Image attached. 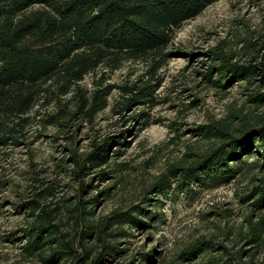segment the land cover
Returning a JSON list of instances; mask_svg holds the SVG:
<instances>
[{"label":"trees","instance_id":"trees-1","mask_svg":"<svg viewBox=\"0 0 264 264\" xmlns=\"http://www.w3.org/2000/svg\"><path fill=\"white\" fill-rule=\"evenodd\" d=\"M218 1L0 0V163L7 149L29 142L37 124L61 131L78 122L95 125L116 90L121 98L115 113L131 111L139 129L147 128L151 122L146 110L158 104L159 70L171 54L176 30ZM245 41L244 59L232 52H216L206 79L214 88L238 84L245 103L259 109L264 107V32ZM126 61L143 63L141 74L125 84L110 81ZM88 76L91 86L83 84ZM132 128L95 136L84 152L70 150L68 159L79 191L75 204L65 211L68 222L61 217L62 209L41 203L53 196L52 187L37 191L20 205L32 217L30 226L11 239L19 243L21 255L42 264H106L116 252L115 244L100 238L109 225L146 227L152 213L146 207L148 197L146 204L110 216L104 225L94 219L99 194L85 197L97 190L95 175L104 177V167L113 155L121 154V149L112 150L114 143L127 146ZM194 131L207 143L205 149L172 164L149 193L164 195L173 187L184 191L192 185L214 189L249 179L240 196L249 208L244 219L248 246L233 252L211 239H198L184 247L178 258L189 264H264V115L253 117L243 108L239 112L233 108L227 116ZM97 169L101 171L93 175ZM123 229L125 237L129 230ZM95 235L103 240L101 247ZM149 256L154 258V251Z\"/></svg>","mask_w":264,"mask_h":264},{"label":"rangeland","instance_id":"rangeland-1","mask_svg":"<svg viewBox=\"0 0 264 264\" xmlns=\"http://www.w3.org/2000/svg\"><path fill=\"white\" fill-rule=\"evenodd\" d=\"M263 32L264 0L215 2L176 30L169 47L171 54L159 70L161 83L155 92L158 104L146 110L151 122L147 128L139 129L131 111L121 116L115 113L116 102L121 98L116 90L109 98V106L98 114L95 125L78 122L61 131L37 124L29 133L28 143L7 149L0 163V264H42L37 258L21 255L19 243L11 240L32 222L29 209L20 205L34 198L37 191L52 187L53 196L41 203L62 209L61 217L68 222L69 214L65 211L75 204L79 191L68 159L70 150L75 147L84 152L90 148L93 137L118 134L132 126L127 132L128 145L114 143L112 150L121 149V154L113 155L104 167V177H98L99 169L93 172L97 174L93 180L97 190L85 197L99 194L94 219L102 225L108 217L135 204H146V197V207L152 213L144 229L109 225L100 238L115 244L116 252H112L106 264H189L180 261V251L205 238L233 252L247 248L244 219L249 208L240 196L249 179L214 189L192 185L184 191L173 187L164 195L149 192L172 164L190 152L205 149L207 143L195 135L198 126L227 116L233 108L237 112L243 108L253 117L264 115V107L257 109L245 103L238 84L214 88L206 79L216 52H232L244 59L248 53L245 40L257 39ZM144 66L141 62L126 61L109 80L125 84L141 74ZM83 84L91 86L90 76ZM101 190L105 191L100 194ZM122 228L129 230L125 237ZM93 239L102 246L103 240L96 235ZM152 251L154 258L149 256ZM202 260L205 261V254Z\"/></svg>","mask_w":264,"mask_h":264}]
</instances>
